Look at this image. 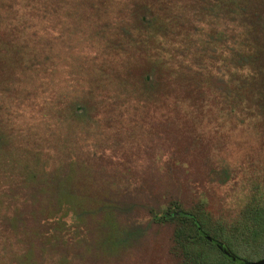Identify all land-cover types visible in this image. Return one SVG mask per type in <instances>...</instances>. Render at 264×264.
I'll return each instance as SVG.
<instances>
[{"label": "trees", "instance_id": "16d2710c", "mask_svg": "<svg viewBox=\"0 0 264 264\" xmlns=\"http://www.w3.org/2000/svg\"><path fill=\"white\" fill-rule=\"evenodd\" d=\"M251 2L244 4L249 11L234 27L219 30L213 23L205 34L196 24L179 18L172 22L196 31L188 30L178 38L168 34V24L159 20L166 32L162 38L183 41V59L176 61L174 55L169 60L162 52L150 50L166 44L150 34L158 19L150 3L132 2L120 20L104 24L103 8L94 2L77 1L74 10L68 8L69 0H0V84L5 89L0 99V125L6 127L0 131V145L13 139L22 150L18 159H30L31 144L44 152L51 142L57 144L58 138L52 134L54 119L74 127L83 118L86 127H97L98 143L109 134L146 176L141 185L126 191L116 207L134 221H122L117 234L105 242L109 250L118 244L117 249L146 252L156 229L175 223L168 264H237L208 237L241 260L263 259L264 203L258 200L262 188L256 186L257 192L231 221L211 207L209 193L200 192L211 184H226L234 173L213 155L219 141L216 134L222 136L220 144L226 142L222 128L227 123L243 130L252 126L258 134V147L264 150V6L259 17L250 19ZM221 4L222 0H215L213 9ZM83 9L94 10L93 24L83 45L77 46L75 33L82 22H72L71 17ZM63 14L68 15L63 18ZM239 25L244 31H234ZM188 57L194 63H187ZM217 60L221 63L216 64ZM158 62L159 68H149ZM66 76L73 79L54 91L57 80ZM47 104L49 110L56 108L55 116L49 120L44 112V129L36 128L44 121L37 115ZM21 118L28 129L26 125L17 127ZM207 126L213 128L209 136ZM87 133L88 129L78 141L82 148L90 146ZM75 148L71 144L68 151ZM85 157L71 154L70 159L79 164ZM163 162V169L155 167ZM187 164L190 169L196 165L199 173H187ZM157 173L166 179L158 187ZM184 174L194 175L186 178ZM184 184L194 187L196 194L186 192L185 196ZM69 186L64 189L66 195ZM39 213L46 219H38ZM20 214L8 218L10 222L0 228V264H47L44 256L51 244H60V237H51L49 212L43 207ZM26 219L32 223L22 221ZM34 254L40 257L35 259Z\"/></svg>", "mask_w": 264, "mask_h": 264}, {"label": "rangeland", "instance_id": "374dc122", "mask_svg": "<svg viewBox=\"0 0 264 264\" xmlns=\"http://www.w3.org/2000/svg\"><path fill=\"white\" fill-rule=\"evenodd\" d=\"M54 1L60 0H51V2ZM69 1L72 4H69L68 8L74 10H76L77 5L73 4L77 1L85 5L94 2L97 8H103L101 14L104 16V24L109 23V20H120L126 14L125 10L132 6V2L150 3L154 16L158 18L152 25L153 27L150 28V34L158 35L160 39L166 42L162 48L158 46L155 47L156 49L150 50L162 52L164 58L169 60H172L174 55L177 57V61L183 59L181 51L183 41L170 37L168 39L162 38L166 32L160 28V23H167L169 30L167 33L172 36L177 35L178 38L182 34H187L188 30L196 31L193 27L189 28L188 25L183 26L182 23L172 22V20L179 18L183 22L191 21L196 24L197 29L203 31L204 34L211 31L210 26L213 23L217 24L219 30L227 25L229 29V27H234L237 24L239 17L244 18L245 13L249 11L244 4L252 0H222V4L217 6L215 10L212 5L215 0ZM251 3L254 4V9L249 13V18L255 19L262 14L260 10L264 6V0H253ZM108 5L109 15L105 11ZM78 6L81 5L78 4ZM91 11L86 9L84 12H76L71 17L72 22L76 21L77 24L78 21L82 22L79 23L80 28L75 33L77 34V43L75 44L77 46L83 45L86 34L92 28L91 14L94 10ZM67 15L63 14L62 16L64 18ZM234 31L242 32L244 28L239 25ZM224 52L230 53L227 49ZM185 61L194 63L195 60L188 57ZM220 63V60L216 61V64ZM159 67V62L155 65H149V68L155 70ZM72 79V76L58 79L53 90L56 91L65 82H70ZM4 95L5 89L3 84H0V99ZM49 107L50 105L47 104L46 109L38 113L37 116L42 115L44 121H40V125L36 128L44 129L41 127L46 123L44 112L47 113L46 117L49 120L55 116L52 113L55 112L56 108L53 107L49 110ZM33 120L37 119L34 117ZM54 120L53 124L56 129L53 130L52 134L54 138H58V141L57 144L51 142V148L48 147L46 152L40 146L31 144L32 158L29 159L25 156L26 159L21 161L18 158L22 150L19 151V147L15 146L13 139L0 145V228H4L11 220L8 218L12 216L18 217L20 213L31 208L40 211L46 207V211L49 212L51 237H60L58 242L61 244H51L49 253L44 256L47 264H155L157 262L158 264H168L166 256L174 242L175 223L159 226L152 236L150 248L146 252L136 254L129 247L117 249L118 244L112 245L113 250H109L105 243L108 238L117 234V229L121 227L122 221L133 223V217L129 213L121 212L116 207L123 202L128 189H135L144 182L146 177L144 172L131 158L127 157L122 147L112 141L109 134H105L103 141L98 143L95 135L97 127H86V120L83 118L77 119L78 121L74 122V127L60 122V119ZM18 123H20L17 126L19 129L27 126L26 121L22 118L18 120ZM230 126L227 123L222 128L223 132L226 133L225 143L220 144L222 136L216 134L219 141H216L217 146L214 148L213 155L219 162H223L234 169V173L226 184H211L207 189L201 188L200 192L209 193L211 207L231 221L239 215L257 192L256 186L262 188L261 192L258 193V200L264 203V150L258 147V134L255 133L252 126L246 127L244 130L241 129V126ZM4 129L6 130V127L0 125V131ZM11 129L16 130L15 134H18L16 127H11ZM87 129L90 146L82 148V142L78 141L84 139ZM204 129L208 135L213 128L207 126ZM18 139L22 138L18 136ZM75 140L77 142H74ZM71 144L76 145L75 151H68ZM128 144L132 143L128 142ZM71 154H78V159H81V156L85 157V155L87 157H85V162L82 163L80 160L79 164H74L70 159ZM145 158L148 160V157ZM73 160L77 162L76 159ZM150 161L148 160L149 163ZM197 162L198 160L194 164ZM121 163L124 167L119 166ZM163 165L164 162L155 167L161 169ZM186 166L191 168L190 164ZM192 171L194 174L195 172L199 173L196 165L187 173ZM74 172H76V176ZM193 175L184 174L186 178H192ZM67 177H70L68 181L66 180ZM156 178L157 187L166 180L160 173H157ZM70 184L72 185L69 186ZM67 186H69V190L67 189L68 194L66 195L64 189ZM184 187L185 196L186 192L190 196L196 194L194 187L192 189L186 184ZM156 191L161 193L160 189H156ZM41 214L39 213L38 219L40 217L46 219ZM22 221H27V219ZM26 223H32V219H28ZM3 234L6 233L3 231ZM33 256L35 259L40 257L39 254Z\"/></svg>", "mask_w": 264, "mask_h": 264}, {"label": "water", "instance_id": "95a60500", "mask_svg": "<svg viewBox=\"0 0 264 264\" xmlns=\"http://www.w3.org/2000/svg\"><path fill=\"white\" fill-rule=\"evenodd\" d=\"M204 234V233H203ZM207 236V235H206ZM208 237V236H207ZM212 242H214L221 250L222 252L229 257L231 260H233L234 262H236L237 264H264V258L257 260V261H244L241 260L240 258L234 256L233 254H231L227 248L218 240H215L211 237H208Z\"/></svg>", "mask_w": 264, "mask_h": 264}]
</instances>
